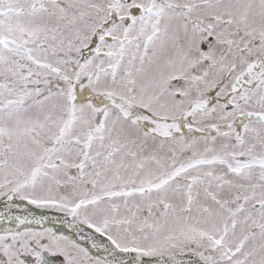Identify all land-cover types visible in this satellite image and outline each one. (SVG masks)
Wrapping results in <instances>:
<instances>
[{
  "label": "snow or ice",
  "instance_id": "obj_1",
  "mask_svg": "<svg viewBox=\"0 0 264 264\" xmlns=\"http://www.w3.org/2000/svg\"><path fill=\"white\" fill-rule=\"evenodd\" d=\"M0 264H264V0H0Z\"/></svg>",
  "mask_w": 264,
  "mask_h": 264
}]
</instances>
